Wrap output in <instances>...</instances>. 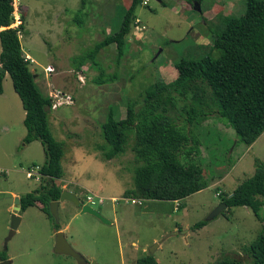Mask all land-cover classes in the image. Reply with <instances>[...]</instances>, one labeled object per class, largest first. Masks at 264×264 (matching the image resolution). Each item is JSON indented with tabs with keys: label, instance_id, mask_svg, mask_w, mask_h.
<instances>
[{
	"label": "rangeland",
	"instance_id": "obj_1",
	"mask_svg": "<svg viewBox=\"0 0 264 264\" xmlns=\"http://www.w3.org/2000/svg\"><path fill=\"white\" fill-rule=\"evenodd\" d=\"M16 1L26 8L25 13L19 11L24 14L19 37L22 52L34 61L28 60L35 83L42 94L60 102L56 109L47 107L49 129L63 151L62 177L56 183L80 201L94 195L89 204L109 221L81 213L71 201H60L57 224L71 247L97 264H135L150 247L157 264H208L224 257L252 264L244 247L264 225V195L256 196L259 206L254 213L245 206L221 208V193H231L258 164L264 165V131L246 145L236 142L224 118L193 122L188 134L194 151L189 160L183 155L179 160L200 166L208 185L176 202L127 196L142 164L132 150L135 131L127 132L125 151L111 159L105 158L111 147L101 134L109 107L117 120L124 118L128 103L140 106L150 84L176 77L175 62L206 55L219 16L243 13L245 0H148L135 12L124 55L118 59L115 44H110L96 55L98 66L85 62L81 70L73 59L118 29L125 0H88L85 8L81 0ZM195 2L200 11L194 9ZM100 69L115 78L94 83ZM2 92L0 171L5 172H0V197H10V191L23 196L43 183L26 177L25 171L37 172L35 166L43 164L45 155L39 140L26 144L21 139L26 133L24 109L8 73ZM68 96L72 100L62 101ZM177 123L182 124V118ZM10 210L8 204L0 206V253L11 264H78L72 256L53 251L55 221L39 203L20 210V223L5 248ZM201 220L206 224L194 229Z\"/></svg>",
	"mask_w": 264,
	"mask_h": 264
},
{
	"label": "trees",
	"instance_id": "obj_2",
	"mask_svg": "<svg viewBox=\"0 0 264 264\" xmlns=\"http://www.w3.org/2000/svg\"><path fill=\"white\" fill-rule=\"evenodd\" d=\"M87 1L81 0L82 8ZM141 3L142 0H131L123 10L118 29L105 36L90 52L73 59L77 70L85 62L98 66L96 55L110 44H115L118 59L124 55L127 35ZM13 11L12 0H0V27H3L0 30V94L4 75L8 73L25 111L23 143L39 140L45 155L40 165L43 183L35 191L20 196L21 211L39 203L42 211L53 218L49 204L57 201L62 191L56 183L62 177V145L49 129L47 107H51V99L40 92L25 60L19 37L22 25L12 27ZM20 18L24 20L23 13ZM216 27L218 32L206 55L175 62L176 77L169 82L159 80L150 84L143 92L140 106L128 103L124 118L117 120L114 108L109 107L101 124V134L111 147L105 152V158L124 152L127 132L134 130L132 150L135 158L142 161L135 172V187L126 192L127 196L176 202L207 187L200 166L179 160V155L189 160L194 151L188 134L193 122L199 124L209 116L224 118L234 129L236 142L246 145H251L264 131V0H245L243 13L219 16ZM114 78L100 69L93 81L100 85ZM179 118L182 124L177 123ZM221 194L226 208L245 206L257 213L256 196L264 195V165L258 164L255 173L231 193ZM205 224L201 220L192 227L197 229ZM54 225L58 231L59 224L54 222ZM244 248L252 264H264V225L256 239ZM4 259H7L5 253H0V260ZM135 264H157V261L148 252ZM208 264H242V261L224 257Z\"/></svg>",
	"mask_w": 264,
	"mask_h": 264
},
{
	"label": "water",
	"instance_id": "obj_3",
	"mask_svg": "<svg viewBox=\"0 0 264 264\" xmlns=\"http://www.w3.org/2000/svg\"><path fill=\"white\" fill-rule=\"evenodd\" d=\"M194 9L197 11H200V5L198 2L194 3ZM68 200L74 203L75 205H78L81 207L80 211L81 213H88L91 214L98 219L102 220L103 222H109L106 219L102 217V215L94 209L92 206L88 204H82V201L79 200L77 195L71 191L68 190H62L60 197L57 201H52L49 204V212L53 216L55 223H58V205L60 201ZM11 205L12 211H11V221H10V229L7 237L4 241V246L6 248V244L8 240L12 237V235L15 233L21 217L19 215V212L21 210V204H20V198L19 197H4L0 199V206L3 205ZM224 203H221V208L224 206ZM226 206V205H225ZM220 210H217L214 214L219 213ZM53 251L57 254H67L75 258L78 264H97L95 261L88 260L79 252L74 250L71 245L68 243L65 237L64 231L58 230L55 235V245L53 248ZM149 254L153 253V248L150 247L148 249ZM0 264H11V261L9 259H4L0 261Z\"/></svg>",
	"mask_w": 264,
	"mask_h": 264
},
{
	"label": "built area",
	"instance_id": "obj_4",
	"mask_svg": "<svg viewBox=\"0 0 264 264\" xmlns=\"http://www.w3.org/2000/svg\"><path fill=\"white\" fill-rule=\"evenodd\" d=\"M147 1L148 0H143V4H145ZM12 4H13V7H14V11H13L14 22L12 24V27H18V25L20 24L21 21H20V17H19V13H18L17 1L16 0H12ZM136 22H137V20H136ZM135 28L136 29H140V27H138V24L136 25ZM25 60H29L30 62H34L33 59L28 54L25 55ZM50 99H51V109H56L58 107V105H60V102H57L56 99L53 100L51 97H50ZM62 99L63 98H61V100ZM64 99L65 100H62V101H67V99L72 100L71 97H69V96H68V98H64ZM35 167L38 169L37 172L36 171H33V170H30V169H27L25 171V174H26V177H28V178L35 177V180L36 181H39L42 178V174L40 172V167L39 166H35ZM0 172H5V171H0ZM94 197H95L94 195L93 196L88 195L86 197V202L82 201V204H88V205H90L89 202L92 203L93 200H94ZM115 200L116 199H112V201H115ZM99 202H102L103 203V199L102 198H99Z\"/></svg>",
	"mask_w": 264,
	"mask_h": 264
},
{
	"label": "crops",
	"instance_id": "obj_5",
	"mask_svg": "<svg viewBox=\"0 0 264 264\" xmlns=\"http://www.w3.org/2000/svg\"><path fill=\"white\" fill-rule=\"evenodd\" d=\"M130 2H131V0H125V7L128 8L129 5H130ZM17 6H18V13H19L20 10H21L22 12H24V13L26 12V8H25V7L20 6V5H18V4H17ZM20 14H21V13H19V17H20ZM55 28L57 29V26H56ZM2 29H3V27H0V30H2ZM35 77H36V76H35ZM2 93H3V92H2ZM2 93H1V94H2ZM1 94H0V95H1ZM24 115H25V111H23V117H22V118H24ZM22 120H23V119H22ZM25 134H26V133H25ZM25 134H24V136H25ZM24 136H23V137H24ZM23 137H22L21 139H23ZM41 180H42V178H41ZM41 180H40V181H41ZM62 187H63V186H62ZM9 195H10V197H19V198H20V196H19L17 193H15L14 191H10V194H9ZM4 197H7V196H2V197H0V199H2V198H4ZM58 206H60V202H59V205H58ZM10 209H11L10 211H12V206H11V205H10ZM60 229H61V228H60ZM86 259L88 260V262H90L92 258H90V257H86Z\"/></svg>",
	"mask_w": 264,
	"mask_h": 264
},
{
	"label": "clouds",
	"instance_id": "obj_6",
	"mask_svg": "<svg viewBox=\"0 0 264 264\" xmlns=\"http://www.w3.org/2000/svg\"><path fill=\"white\" fill-rule=\"evenodd\" d=\"M82 149H74V152H80Z\"/></svg>",
	"mask_w": 264,
	"mask_h": 264
}]
</instances>
